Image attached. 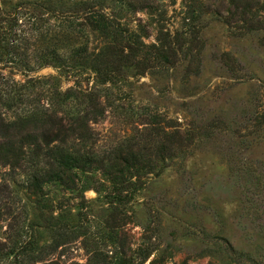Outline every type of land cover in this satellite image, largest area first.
Masks as SVG:
<instances>
[{
  "label": "rangeland",
  "instance_id": "rangeland-1",
  "mask_svg": "<svg viewBox=\"0 0 264 264\" xmlns=\"http://www.w3.org/2000/svg\"><path fill=\"white\" fill-rule=\"evenodd\" d=\"M18 1L0 0V8L12 10ZM87 1L48 4L81 10ZM92 1L116 6L111 34L89 32L64 45L88 41L87 54H115L128 41L137 55L126 47L127 58L113 56L109 81L98 84L90 59L70 72L50 65L28 71L30 50L16 56L0 49V110L12 118L31 103L55 102L52 82L45 80L52 77L62 92L85 90L81 101L90 94L99 98L100 106L89 109H98L89 114L97 118L91 129L70 145L100 154L132 146L152 154L162 140L171 157L164 163L150 156L167 165L122 194L115 229L109 227L113 211L104 192L94 189L99 174L76 172L71 188L49 182L32 193V162L0 165V243L6 249L23 241L44 246V259L35 264H86L93 250L131 256L134 264H264V29L245 31L253 14L245 15L246 22L237 14V33L224 22L226 0ZM129 2L142 9L133 11ZM157 38L174 45L170 62L154 52ZM77 103L50 108L70 119L85 113ZM60 226L78 235L47 248ZM144 247L153 248L145 261Z\"/></svg>",
  "mask_w": 264,
  "mask_h": 264
},
{
  "label": "trees",
  "instance_id": "trees-1",
  "mask_svg": "<svg viewBox=\"0 0 264 264\" xmlns=\"http://www.w3.org/2000/svg\"><path fill=\"white\" fill-rule=\"evenodd\" d=\"M50 1L46 0L42 3L20 0L15 3L12 10L0 8V49L10 48L8 51H13L16 56L22 53L28 55L30 50L33 64H30L28 71L50 65L70 72L76 66H83L81 60L87 58L90 59L89 69L94 71L96 76L99 73L98 84H104L109 81L107 78L108 71H110L108 67L113 63V56H119L121 59L127 58L129 55L124 52L126 47L130 51L129 53L134 51L137 55V51L128 41L124 42L122 49H119L115 54L107 53L103 49L87 54L88 41L77 42L70 48L64 45V42L72 36L85 37L89 32L100 33V36L104 38L109 36L113 20L110 15H113L115 5L96 4L91 0L84 3L81 10H64L60 6L48 4ZM226 1L229 15L224 19V22L235 29L237 33H242V26L237 24V14H243L240 20L243 22H246V14H253V18L247 21L245 31L264 29V0ZM127 6L131 7L133 11L142 9V6H134L132 2H129ZM10 39L16 42H9ZM157 41L158 45L152 46L155 49L154 52L162 62H170L169 59L175 50L174 45L170 41L160 38H157ZM25 65L28 67L27 64ZM101 67L103 68L101 69ZM43 80L40 79V81ZM45 80L52 82L54 96L52 100L57 98L55 102L37 107L35 104L32 106L31 103L30 108L22 110L12 118L6 117L5 112L0 110V165L15 166V164L21 165L24 161L32 162L35 168L30 179L33 186L32 193H40L49 182H58L60 185L64 183L65 188H71L69 183L73 181L72 174H76V172L91 176L99 174V186H95L94 189L104 192L103 197L113 211L109 227L115 229L120 223L117 221V214L114 210L122 204V194L133 192L141 187L142 178L161 172L167 164L157 165V160L152 161L150 156L153 154L154 157H159V159H155L165 163V159L171 157L170 150L167 149L166 142L164 143L162 140L155 142L157 147L156 150L153 149L152 154L144 153V150L133 149L132 146L119 147L115 153L100 154L77 147L76 144L70 145L69 140L80 141L91 129V123L97 118H90L89 114L96 115L98 109L93 111L89 109L90 107L96 108L98 104L100 106L99 98L92 97L90 94L91 97L88 100L81 101L79 98L82 95H88L82 94L86 93L85 90H77L72 87L62 92L52 77H45ZM59 98L62 99L59 100ZM70 100L77 101V104L85 107V113L69 119L66 115H58L55 108H50L51 105H59V103ZM39 136L46 138L40 140ZM31 145L35 147L31 149ZM90 187V185L84 186V189ZM66 228V226L54 228L51 235L52 242L46 247L56 249L78 235L77 232ZM152 251L153 248H142L143 261L150 256ZM43 252L44 246H38L36 242H32V245L26 241L20 244L14 242L8 246V249L0 243V262L11 258L9 261L11 264H35L43 261L45 256L42 255ZM46 264L59 263L50 260ZM86 264L134 263L131 256L108 255V253L102 254L93 250Z\"/></svg>",
  "mask_w": 264,
  "mask_h": 264
}]
</instances>
